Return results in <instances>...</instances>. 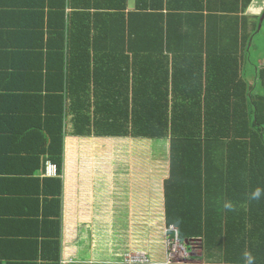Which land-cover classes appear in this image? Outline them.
I'll list each match as a JSON object with an SVG mask.
<instances>
[{
  "label": "trees",
  "instance_id": "1",
  "mask_svg": "<svg viewBox=\"0 0 264 264\" xmlns=\"http://www.w3.org/2000/svg\"><path fill=\"white\" fill-rule=\"evenodd\" d=\"M32 5L46 10L49 25L33 33L38 45L11 46L31 49L20 55L39 59L33 67L20 65L18 100L0 104V134L10 138L0 142V158L13 155L14 180L31 181L30 193L19 189V195L25 191L43 209V230L51 226L56 236L40 245L29 241L31 256L6 259L59 263L66 139L103 137L168 140L163 222L176 226L187 250H200L190 258L243 264L248 248L256 264H264V198H248L264 187V52L254 49L256 36L264 34V0H35ZM250 7L262 9L255 14ZM49 165L55 176H44ZM38 168L43 171L38 178L19 174ZM201 168H225L222 202L231 200L236 211L223 208L218 218L216 183L203 189L196 173ZM244 175L245 184L237 186L234 177ZM36 184L41 192L32 189ZM0 195L4 222L1 205L12 198ZM22 217L27 213L19 211L16 218L11 213L9 222L22 223Z\"/></svg>",
  "mask_w": 264,
  "mask_h": 264
},
{
  "label": "crops",
  "instance_id": "2",
  "mask_svg": "<svg viewBox=\"0 0 264 264\" xmlns=\"http://www.w3.org/2000/svg\"><path fill=\"white\" fill-rule=\"evenodd\" d=\"M34 1L35 0H0V95L6 94L0 104L5 103L8 99L14 98L17 94L19 87L18 76H20V73L23 72V69L20 67V65L29 64L31 65V67H33L35 63L38 62L37 59H39V56L36 54H34L33 58L20 55V52L31 49H25L22 51L21 49L19 50V48L11 47L26 46L24 48H30L31 46L38 45L40 39L36 40L33 33H35L36 30H38V32L40 30H44V28H47V26L49 25L48 23H46V10L40 8L35 9V5H32ZM44 1L48 2L49 0ZM40 10L44 12L43 16H39L38 14L33 13L34 11ZM249 10H253L252 7H250ZM65 12H70V9L67 8V11ZM45 48L48 49L46 46ZM14 99L18 100L17 98ZM4 130H6V127H4ZM6 138L10 139L8 135L0 134V142L2 140H5ZM78 141L79 137H67L66 139V161L63 174L61 175L63 184L61 187V195L59 197L62 207L60 210L61 230L59 232L61 260L58 264H128L119 260L99 261L94 259V257L92 256V245L94 243L93 238L89 240L88 245L83 244L84 241L80 236L82 233V229L79 230L77 227L78 225H80V222H83L81 219L83 218L84 210L83 208L81 210V205L92 203L91 199L89 201L87 199H83V192H85L86 190H91V184L87 185L88 183L82 182L81 173L85 170H81V168H78L79 170H75V172H72V168H68L70 160L69 156L71 151L70 148L73 144H77ZM13 160L14 157L11 154H8L6 158H0V192H2L3 196L12 198V202L10 204L1 205V209L4 210L6 218L4 222H0V264H14L12 263L14 261L6 259L7 257H11L14 255H16V257L17 255L31 256L34 251V245L29 241H36L40 245L42 240H48V238L52 240V238H54L53 236H56V230L52 229L51 226L49 230H43V209H41V211L39 210V208L37 209L35 207V204H32V201L29 199L27 193L24 194L25 191H28V193H30L31 181H24L20 183L14 180L16 177H13V173L14 171H16V168L18 166H15L13 164ZM20 167L24 168L21 165ZM25 168L29 167L27 166ZM244 171L247 172L250 170L244 169ZM24 173L28 174V177L30 178L31 176L35 178L43 176V171L41 168L26 172L22 171L19 174ZM196 173L201 174V186H203V189H205L208 184L216 183L218 194L215 196V199L219 202L220 205L213 210L218 214V218H221L223 210L222 198L224 195V186L226 185L225 168H201L199 169V171L197 170ZM159 174L158 176H155L153 174L154 176H152L151 178V180L153 179V182L156 184V187H158V190L156 191V187L153 188V193L155 196L154 198H152L151 201H154L151 203L154 205V207L153 211L151 210L150 213L154 212L152 213L153 220H156L159 215V220L163 221L165 220L163 189L164 182L169 177V168H166ZM45 175L47 176L46 170L44 169V176ZM241 178H245V175L238 176L236 178L234 177V183L237 186L245 184L243 183L245 180H242ZM38 184H40V182H38ZM72 184H74L77 188V194H75V198L72 196ZM46 186V188L51 190L53 193H57L58 188L51 187L49 183H46ZM34 188L39 189V192L42 191V186L40 185H33L32 189ZM19 189H24L25 191L23 190L24 192L19 195ZM203 195H205L204 191L202 196ZM79 198L82 200H80ZM71 199H75L76 201H71ZM83 200H85V202H83ZM245 203L246 202H241L242 205H245ZM75 204L78 205L77 208L74 207ZM37 210L39 213H36ZM19 211L27 213V217H22L23 222L19 223L17 220L15 221V223L9 222L11 220V213H13V218H16V216H18L19 214ZM31 212H33L35 215H30ZM30 217L33 218L29 221ZM225 218L226 217L223 215L222 219ZM20 241H22V244H19ZM40 252L41 250L39 246L36 252L37 255H40ZM83 254L89 255V257L83 256ZM36 260L37 261L33 262V264H43V261H41L40 257ZM204 263H206V261L202 262V264ZM44 264H50V262H46ZM132 264L167 263H165L164 261H157L155 258V260H150L149 262ZM206 264L212 263L207 262Z\"/></svg>",
  "mask_w": 264,
  "mask_h": 264
},
{
  "label": "rangeland",
  "instance_id": "3",
  "mask_svg": "<svg viewBox=\"0 0 264 264\" xmlns=\"http://www.w3.org/2000/svg\"><path fill=\"white\" fill-rule=\"evenodd\" d=\"M261 9L249 11L257 14ZM254 49L264 52V34L256 36ZM252 54L255 57V53ZM70 150L68 168L71 165L72 172L78 168L85 170L81 173L82 182L91 184V190L82 192L83 199H91L92 203L81 205L83 222L77 228L82 229L83 244L88 245L93 238L94 259L123 261V256L132 251L145 250L157 261L167 264H202L203 258H190V254L200 255V250L187 251L182 241L175 242L179 244L176 253L167 258L164 250L172 242V232L167 231L170 238L159 215L153 220L154 212L150 213L156 187L151 178L169 167L168 140L79 137ZM71 187L75 198L77 188L74 184Z\"/></svg>",
  "mask_w": 264,
  "mask_h": 264
},
{
  "label": "built area",
  "instance_id": "4",
  "mask_svg": "<svg viewBox=\"0 0 264 264\" xmlns=\"http://www.w3.org/2000/svg\"><path fill=\"white\" fill-rule=\"evenodd\" d=\"M45 170H46L47 175L51 176V175L56 174V168L54 165H49L47 168H45ZM167 231L174 233V235L172 236L173 239L170 237V234H168ZM165 232H167L166 235L168 234L172 240V242L170 243V246L164 250L165 254L167 256V253H168L167 258L171 257L170 254H173V257H174V255L176 253V245H179V244L175 243L176 241H178V243H179L177 228L173 225H169V227L165 229ZM185 249H186V247H185ZM187 251H185V253H187ZM123 259H124L123 261L128 263V264L149 262L148 256L142 251L141 252H139V251L131 252L128 255L126 254L125 257L123 256Z\"/></svg>",
  "mask_w": 264,
  "mask_h": 264
},
{
  "label": "clouds",
  "instance_id": "5",
  "mask_svg": "<svg viewBox=\"0 0 264 264\" xmlns=\"http://www.w3.org/2000/svg\"><path fill=\"white\" fill-rule=\"evenodd\" d=\"M250 201H260L264 198V187H256L248 196ZM225 211H236V206L231 200H225L223 203ZM180 221H177L179 224ZM243 264H256V257L254 253L246 248L242 253Z\"/></svg>",
  "mask_w": 264,
  "mask_h": 264
},
{
  "label": "bare ground",
  "instance_id": "6",
  "mask_svg": "<svg viewBox=\"0 0 264 264\" xmlns=\"http://www.w3.org/2000/svg\"><path fill=\"white\" fill-rule=\"evenodd\" d=\"M48 165V164H47ZM173 224V223H172ZM169 225V224H168ZM166 226V225H165ZM175 226V225H174ZM176 227V226H175ZM179 234V233H178ZM201 240V239H200ZM203 241V240H202ZM183 243V242H182ZM191 250V249H190ZM132 252H135V251H132ZM191 255V254H190ZM187 258V257H186ZM183 259V258H182Z\"/></svg>",
  "mask_w": 264,
  "mask_h": 264
}]
</instances>
